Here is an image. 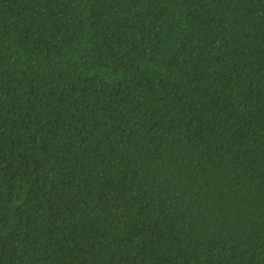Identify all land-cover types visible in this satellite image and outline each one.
I'll return each instance as SVG.
<instances>
[{"label": "trees", "instance_id": "16d2710c", "mask_svg": "<svg viewBox=\"0 0 264 264\" xmlns=\"http://www.w3.org/2000/svg\"><path fill=\"white\" fill-rule=\"evenodd\" d=\"M0 264H264V0H0Z\"/></svg>", "mask_w": 264, "mask_h": 264}]
</instances>
